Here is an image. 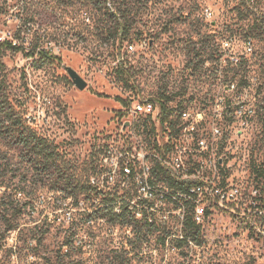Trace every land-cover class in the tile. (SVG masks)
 <instances>
[{"label": "rangeland", "instance_id": "374dc122", "mask_svg": "<svg viewBox=\"0 0 264 264\" xmlns=\"http://www.w3.org/2000/svg\"><path fill=\"white\" fill-rule=\"evenodd\" d=\"M125 1L132 30L123 41L102 36L105 19L85 0L0 4V31L23 48L0 45V104L56 148L66 173L37 169L0 131V262L13 252L15 264H264V176L255 171L264 168V33L249 34L254 20L264 21V0ZM206 7L210 18L202 14ZM249 35L252 52L244 54ZM229 37L237 63L221 47ZM127 43L133 52H126ZM118 53L127 80L118 72ZM66 67L87 82L85 89L73 85ZM137 95L205 110L218 95L246 109V125L222 122L221 151L227 146L235 154L217 185L226 197L200 202L197 243L179 244L177 202L158 205L151 222L114 223L100 210L103 196L121 192L100 183V149L119 141L125 100ZM64 178L88 181L101 193L67 198L59 191ZM180 203L194 218L195 203Z\"/></svg>", "mask_w": 264, "mask_h": 264}, {"label": "built area", "instance_id": "2783aa9c", "mask_svg": "<svg viewBox=\"0 0 264 264\" xmlns=\"http://www.w3.org/2000/svg\"><path fill=\"white\" fill-rule=\"evenodd\" d=\"M0 4H25V0H0ZM202 14L210 18L212 11L206 7ZM3 44L23 50L9 31H0V45ZM242 44V53L252 52L251 37L245 38ZM221 47L224 53L227 52L229 63L238 62L234 38L224 39ZM125 50L133 52L134 45L127 43ZM40 52L53 54L38 51L40 55ZM119 63L125 66L123 54L118 53ZM230 87L234 89L235 85L227 86ZM125 102L122 126L129 122L124 128L127 132L121 127L123 135L120 134L119 141L100 149V183L121 191L114 202L115 211L117 206L116 212L119 211L118 203L123 201L133 217L151 222L149 214L158 210V205L177 202L183 227L186 214L180 200H192L195 203V217L192 218L196 224L200 223L205 211L200 204L202 198L209 196L220 201L226 197L217 185L222 180L225 160L235 152L227 146L221 151L222 122L228 118L231 123L238 120L241 125H246V109L243 105L234 106L218 95L213 97L208 110L190 108L187 104L168 106L162 99L147 95L128 96ZM226 167L230 168L231 164ZM127 191L131 192L130 196L125 195ZM4 246L5 243L2 248ZM15 256L12 252L9 261L0 264H15Z\"/></svg>", "mask_w": 264, "mask_h": 264}, {"label": "trees", "instance_id": "16d2710c", "mask_svg": "<svg viewBox=\"0 0 264 264\" xmlns=\"http://www.w3.org/2000/svg\"><path fill=\"white\" fill-rule=\"evenodd\" d=\"M88 4H92L96 11H99L104 17L105 21L101 28L102 36L118 39L119 41L125 40L129 37L132 26L128 18V5L125 0H85ZM249 34H263L264 33V21L254 20L252 23ZM251 37V35H249ZM18 51L21 48L12 47ZM43 58L47 59H58L59 55H54L50 52H40ZM32 55V54H27ZM118 72H124V78H129L128 73L124 70L122 64L118 65ZM163 98V97H161ZM125 104V102H123ZM6 105V106H5ZM0 104V112L4 115V119L0 122V131L10 139V142L20 147L31 165H34L41 171L56 173L59 177H65V169L62 166V159L56 148L49 143L46 138L38 136L29 126H27L21 118L15 116L12 108L7 104ZM162 107L165 108V103H161ZM4 111V112H2ZM258 175L264 176V168L261 170L255 169ZM97 185H90L88 181H70L68 179L63 180L62 186L59 187V191H64L65 197H77L82 194H92L95 198L101 193L96 190ZM182 187V186H177ZM118 191L111 194V196L101 198L100 203L105 205L102 211H107V216L111 222L119 223V221L125 222L127 219H134L131 211L127 208V205L123 202L119 207V211H115L114 202L118 198ZM105 197V198H104ZM106 214L100 215L98 218L107 217ZM200 228L195 223L191 216L186 215L183 221V238L178 240L179 244H188V239L195 241L199 240ZM5 243V238L0 236V249Z\"/></svg>", "mask_w": 264, "mask_h": 264}, {"label": "water", "instance_id": "95a60500", "mask_svg": "<svg viewBox=\"0 0 264 264\" xmlns=\"http://www.w3.org/2000/svg\"><path fill=\"white\" fill-rule=\"evenodd\" d=\"M66 72L70 79L72 80L73 85L79 89L83 90L87 86V82L72 68L66 67ZM129 125V122L126 121L123 123L122 129Z\"/></svg>", "mask_w": 264, "mask_h": 264}]
</instances>
